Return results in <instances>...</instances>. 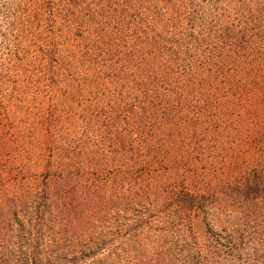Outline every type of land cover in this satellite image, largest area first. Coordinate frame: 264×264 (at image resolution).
<instances>
[{
	"label": "trees",
	"instance_id": "1",
	"mask_svg": "<svg viewBox=\"0 0 264 264\" xmlns=\"http://www.w3.org/2000/svg\"><path fill=\"white\" fill-rule=\"evenodd\" d=\"M0 264H264V0H0Z\"/></svg>",
	"mask_w": 264,
	"mask_h": 264
},
{
	"label": "rangeland",
	"instance_id": "2",
	"mask_svg": "<svg viewBox=\"0 0 264 264\" xmlns=\"http://www.w3.org/2000/svg\"><path fill=\"white\" fill-rule=\"evenodd\" d=\"M34 49H35V46H34ZM36 50V49H35ZM38 53V52H37ZM39 54V53H38ZM40 55V54H39ZM35 66H37V67H40V66H38V65H35ZM40 70H42V71H44V69H41V68H39Z\"/></svg>",
	"mask_w": 264,
	"mask_h": 264
}]
</instances>
